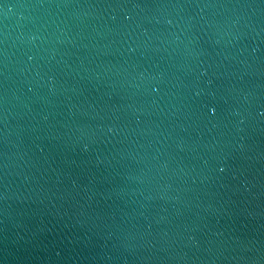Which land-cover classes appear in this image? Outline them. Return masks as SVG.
Returning <instances> with one entry per match:
<instances>
[{
	"label": "water",
	"instance_id": "water-1",
	"mask_svg": "<svg viewBox=\"0 0 264 264\" xmlns=\"http://www.w3.org/2000/svg\"><path fill=\"white\" fill-rule=\"evenodd\" d=\"M0 264H264V0H0Z\"/></svg>",
	"mask_w": 264,
	"mask_h": 264
},
{
	"label": "clouds",
	"instance_id": "clouds-1",
	"mask_svg": "<svg viewBox=\"0 0 264 264\" xmlns=\"http://www.w3.org/2000/svg\"><path fill=\"white\" fill-rule=\"evenodd\" d=\"M221 171H223V169H221Z\"/></svg>",
	"mask_w": 264,
	"mask_h": 264
},
{
	"label": "snow or ice",
	"instance_id": "snow-or-ice-1",
	"mask_svg": "<svg viewBox=\"0 0 264 264\" xmlns=\"http://www.w3.org/2000/svg\"><path fill=\"white\" fill-rule=\"evenodd\" d=\"M213 113H214V110H213Z\"/></svg>",
	"mask_w": 264,
	"mask_h": 264
}]
</instances>
